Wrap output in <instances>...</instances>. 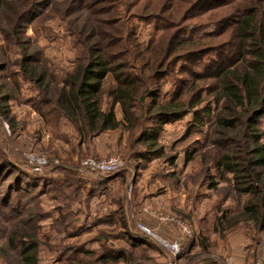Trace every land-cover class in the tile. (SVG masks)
<instances>
[{
    "label": "rangeland",
    "instance_id": "374dc122",
    "mask_svg": "<svg viewBox=\"0 0 264 264\" xmlns=\"http://www.w3.org/2000/svg\"><path fill=\"white\" fill-rule=\"evenodd\" d=\"M82 1L86 5L76 4L70 11L69 0H38L22 26L26 47L47 70L48 93L20 75L16 35L4 31L31 0H2L0 84L9 95L5 103L10 121L0 112V162L10 161L41 177L29 192L8 194L11 205L0 223V244L3 234L15 228L13 215L20 214L22 220L32 218L30 228L36 226L37 264H96L93 259L103 247L126 250L127 260L115 264H264V230L256 229L243 212L248 195L234 189L230 173L213 166L216 146L207 140L211 122L189 128V116L144 120V125L157 131L156 146L133 142L138 129L132 133L106 130L82 142L73 124L54 108V87L61 84L65 73L73 72L83 55L75 32L79 25L89 17L99 24V35L108 45L105 30L110 31L109 38L120 36L116 4L107 1L92 6L89 0ZM240 1L211 0L208 4L234 6ZM108 23H113L111 28ZM132 23L143 43L163 34L148 18ZM197 67L196 59L178 61L175 73L155 83L159 98L181 87V81L190 78L187 69ZM112 86L108 78L101 106H113L121 119L120 106L109 93ZM29 153L44 157L46 165L33 171L26 158ZM111 156L123 162L117 172L101 174L82 165L88 158ZM7 175L0 172V194L14 183L13 176ZM140 224L161 239L177 242V256L141 231ZM30 228H24L25 233ZM141 235L152 241L146 238L149 244H135ZM8 257L9 252H0V264Z\"/></svg>",
    "mask_w": 264,
    "mask_h": 264
},
{
    "label": "trees",
    "instance_id": "16d2710c",
    "mask_svg": "<svg viewBox=\"0 0 264 264\" xmlns=\"http://www.w3.org/2000/svg\"><path fill=\"white\" fill-rule=\"evenodd\" d=\"M37 1L31 0L4 31L16 35L20 75L49 93L47 70L40 67L22 35V26ZM107 1L117 6L114 14L118 15L121 32L112 38L109 30L102 32L116 50L106 49L109 45L99 35V24L89 17L84 20L75 31L83 46L81 61L54 87V108L73 124L82 142L106 130L132 133L138 129L133 142L156 146L157 131L144 125V120L162 122L189 116V128L211 122L207 140L216 146L213 166L230 173L234 189L248 195L243 212L256 229L264 230V0H241L234 6L209 5L211 0L89 3L98 6ZM69 2L70 11L76 4L86 5L82 0ZM4 6L0 0V10ZM136 18H148L163 29V34L148 43L139 41L132 23ZM112 24L108 23V28ZM191 59H196L199 67L187 69L189 80L181 81L182 86H175L168 97L159 98L154 88L159 77L175 73L178 61ZM108 78L113 81L109 93L120 106L121 119L113 106H101ZM3 88L0 84V112L10 121L5 103L9 95ZM2 171L7 177L13 176L14 183L9 184L7 193L0 194V223L9 214L8 194L12 190L29 192L41 177L22 171L10 161L0 162ZM13 216L17 218L15 228L7 235L1 233L0 252H9L5 264H37L36 226L30 228V217L22 220L20 214ZM24 228L31 232L25 233ZM141 236L134 239L135 244L143 246L152 241ZM126 258L124 248L103 247L93 262L115 264Z\"/></svg>",
    "mask_w": 264,
    "mask_h": 264
},
{
    "label": "built area",
    "instance_id": "2783aa9c",
    "mask_svg": "<svg viewBox=\"0 0 264 264\" xmlns=\"http://www.w3.org/2000/svg\"><path fill=\"white\" fill-rule=\"evenodd\" d=\"M26 158L30 163V165L32 166L33 171H39L40 168L46 165L45 158L39 156L38 154L29 153L26 155ZM82 165L83 167L88 168L91 171L106 174V173L116 172L123 165V162L118 157L111 156L106 159H100V160L88 158L83 161ZM139 228L141 231L148 234L150 237L156 239L159 242V244L163 247V249H165L173 257L177 256V254L179 253V245L177 242L161 239L153 231H151L148 227H146L143 224H140Z\"/></svg>",
    "mask_w": 264,
    "mask_h": 264
}]
</instances>
